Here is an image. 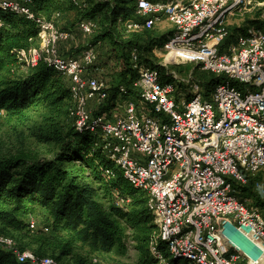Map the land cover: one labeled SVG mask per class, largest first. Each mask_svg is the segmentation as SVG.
Listing matches in <instances>:
<instances>
[{"label": "built area", "instance_id": "obj_1", "mask_svg": "<svg viewBox=\"0 0 264 264\" xmlns=\"http://www.w3.org/2000/svg\"><path fill=\"white\" fill-rule=\"evenodd\" d=\"M32 3L0 0L1 10L38 22L39 45L23 61L32 67L44 63L69 80L76 132L95 136L96 147L146 195L158 238L172 256L188 264H264V214L240 195L253 182L264 196V29L229 22L248 13L264 22V1L137 0L139 19H120L119 26L125 33L150 32L168 23L166 73L132 49L136 95L121 85L104 112L112 79L98 66L100 44L64 55L66 44L74 41L73 50L79 43L54 19L36 15ZM232 27L245 31L234 33ZM78 29L91 37L98 24L85 20ZM188 65L224 77L210 99L194 73L179 78L176 69ZM106 177H115L114 171L106 170ZM29 230H37L34 220ZM0 247L21 263L58 264L21 251L11 236L0 235Z\"/></svg>", "mask_w": 264, "mask_h": 264}, {"label": "trees", "instance_id": "obj_2", "mask_svg": "<svg viewBox=\"0 0 264 264\" xmlns=\"http://www.w3.org/2000/svg\"><path fill=\"white\" fill-rule=\"evenodd\" d=\"M32 2L34 13L49 20L74 12L79 23L97 22L91 43H110L112 49L107 50L106 60L112 61L114 57L119 67L103 112L115 103L121 85H126L130 95H136L133 83L137 72L132 68V49L139 50L144 63L160 69L147 54L155 47H163L171 32L152 38L147 45L121 37L119 20L139 19L137 0ZM38 26L35 20L0 9V115L23 121L29 120L30 111L42 109L44 117L35 134L41 143L55 148L51 159L42 160L23 152L0 157V235L30 237L29 218L44 210L48 216L46 228L58 236L57 254L49 256L58 264L73 257L78 247L91 254L125 256L130 239L137 242L136 249L141 255L138 264H188L174 258L168 245L159 240V227L154 223L146 195L126 180L123 172L96 147L95 136L76 132L70 118L73 99L69 80L44 63L32 67L23 61L39 45ZM245 27L264 29V22L249 18ZM232 31L244 33L245 29L232 27ZM195 70L198 72L195 79L204 88L205 98L210 99L224 77L202 72L200 67ZM106 170L114 171L115 177H106ZM240 195L252 200L264 214V196L253 182L241 187ZM115 198L129 200V207H119ZM153 244L162 258L150 253ZM0 264L30 263L19 262L13 252L0 247Z\"/></svg>", "mask_w": 264, "mask_h": 264}, {"label": "rangeland", "instance_id": "obj_3", "mask_svg": "<svg viewBox=\"0 0 264 264\" xmlns=\"http://www.w3.org/2000/svg\"><path fill=\"white\" fill-rule=\"evenodd\" d=\"M257 1H264V0H257ZM252 15V16H251ZM255 14H244L233 16L230 19V25L238 26H246L247 19L254 17ZM57 27L61 31H68L72 32L74 39L79 43L78 45L74 46L73 42L70 44H66L63 47V54H70L75 55L80 53L83 48H89L90 45H93L91 42L93 38L85 37L78 29L79 19L76 13H68L63 16H56L54 20ZM119 30L121 32V37L124 40L133 39L134 41L139 40L142 45H147L148 41L154 37H160L163 35H167L171 31L169 24H163L159 26L152 32H131L125 33L123 28L119 26ZM112 49L110 43H100L97 47L98 54L100 55V62H98V66L106 71L109 78H115L114 74L119 67L117 66V61L114 59L106 60L107 57V50ZM152 62L159 65L160 69L159 72L162 74L164 73L163 64H164V53L162 47H155L152 52L147 54ZM175 70V68H171ZM195 65H188L179 67L176 71L179 74V78L181 80L185 79L188 80L189 76L193 74V79L195 75L198 73L196 72ZM166 73V71H165ZM196 73V74H195ZM179 89H182L181 85L179 84ZM29 115V120L21 121L18 117H6L5 114L0 115V157L2 156H11L16 155L21 152L35 156L39 159H51L53 156V152L55 148L53 145L41 143L35 134L36 127L42 123L44 117V111L42 109L37 111H30L27 113ZM262 179L264 180V174L261 175ZM95 187L98 184H94ZM117 198H115V204L118 205ZM124 200V199H123ZM114 203V201H113ZM253 203V201H252ZM130 201L125 200L122 201L119 207L126 208L129 207ZM34 220L36 222L37 230L35 232H31L30 237L21 236L19 234L12 235L18 245V249L21 251L30 250L34 252L36 255L38 254L39 257H49V256H56L57 251L55 246L57 244L56 234L52 231L45 233L43 229H46L48 216L44 210H38L33 216H31L28 220L30 222ZM0 231H2L0 229ZM133 232L131 231L130 234ZM137 242L130 239L128 242V253L125 256H118L117 254H91L87 249L82 247H78L76 249L75 255L63 261V264H138L141 255L139 251L136 249ZM150 253L152 256L155 257V253L153 248L150 247ZM37 255V256H38ZM184 263L187 262L186 260H182ZM164 263V262H163Z\"/></svg>", "mask_w": 264, "mask_h": 264}]
</instances>
